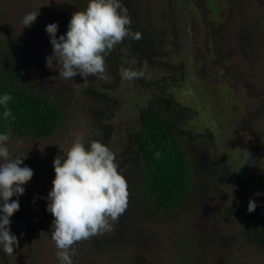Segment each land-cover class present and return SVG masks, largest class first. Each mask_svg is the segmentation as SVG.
I'll list each match as a JSON object with an SVG mask.
<instances>
[{"label":"trees","instance_id":"trees-1","mask_svg":"<svg viewBox=\"0 0 264 264\" xmlns=\"http://www.w3.org/2000/svg\"><path fill=\"white\" fill-rule=\"evenodd\" d=\"M47 1L51 0H0V94L8 93L12 97L7 105L11 111L10 117L4 118V109L0 108V131H8L10 138L30 140L35 145L45 146L56 142L57 146L60 141L56 138L78 125L80 127L76 132L84 131L86 147L95 140L108 145L115 152L118 170L128 186L127 207L112 222L111 231L76 242L72 246L75 251L71 257L72 264H88L91 256L97 262L106 260L104 264H264V222L259 219L262 201L256 199L258 206L249 213L248 199L242 195L241 201L234 202L231 199L236 196L230 194L229 190L226 192V167L221 170L217 168L206 176L199 172L196 160L189 152L194 139L183 130L187 118L193 119L192 111L188 113L178 105L168 109L151 96L145 106L136 110L135 118L117 126L127 132L125 143L114 140L112 127L105 124V121L117 118L124 110L125 105L120 103L113 91L122 79L120 71L126 67V59L130 63L132 61L128 66L131 68L140 69L147 65L145 76L133 81L142 89H150L156 81L147 79L148 69L152 66L163 67L160 57H172L180 48L176 36L170 41V49L165 46L168 37L163 34V28L156 25L155 1L122 0L131 16V28L133 32L141 34L140 39L125 38L117 44L105 57L102 74L65 79L59 75L61 64L53 60L58 64V69L47 79L38 78L39 65L45 62L44 53L49 50L48 54L51 55L50 44L36 60H27L33 68L23 77L22 66L12 61L14 52L7 40L14 35L13 40L18 39L17 42L25 40L38 44L44 37L38 24L45 23L41 18L45 8L51 13L64 14L67 9L65 22L62 21L63 29H66V21L71 15L84 11L89 2L52 0L55 5L46 6ZM226 1L231 11L222 6L218 12L221 5L215 0L199 6L200 16L210 22L209 12L222 13L226 9L236 21L232 32L223 35L221 43L216 45V61L225 64L235 61L234 67L239 62L243 64L237 74L245 75L248 82L259 88L255 90L260 94L264 90V40L260 35L264 7L261 14L251 1ZM168 3L170 8L174 3L177 6L175 0H168ZM27 12L39 14L34 24L24 28L21 21ZM171 27V34H174V24ZM128 82L121 80L120 85ZM69 93L77 97L75 103L69 99ZM263 97L264 94L259 98V104ZM259 104L257 110L261 108ZM194 114V119H198L197 113ZM79 115V123H74ZM255 122L256 131L259 123ZM260 123L264 127V122ZM259 143L262 144L261 141ZM211 158H214V148ZM21 162H27L33 168L28 179H35L44 170L51 172L52 180L55 178L53 164L45 167L33 158L24 157ZM127 170H132L133 175L128 176ZM38 190L41 191V187ZM203 194L218 206L217 215L207 222H212L214 226L215 233L211 235L195 232L201 227V223L197 222L198 217L209 213L204 202L198 205ZM28 195L24 197L25 205L32 200L36 204L34 209L23 212L26 215L20 217L23 227L19 233L23 230L22 235L26 236V240L22 243L16 241L10 250L0 249V264H30L27 256L45 259L40 264H59L58 249L55 242L48 238L54 217L46 211L48 202L39 199L40 196L45 197L46 192H34L30 198ZM194 206L195 213L190 214L189 210ZM226 217L234 221L233 228L227 229ZM8 224L11 226V220ZM41 229H47L46 233L41 235ZM224 241L229 243V247ZM25 242L27 246H23ZM221 242L226 246L224 253L215 250V245ZM92 246L98 251L91 249V253L88 248ZM254 246H257V251L251 252L250 248Z\"/></svg>","mask_w":264,"mask_h":264},{"label":"rangeland","instance_id":"rangeland-1","mask_svg":"<svg viewBox=\"0 0 264 264\" xmlns=\"http://www.w3.org/2000/svg\"><path fill=\"white\" fill-rule=\"evenodd\" d=\"M156 3V10L154 13V17L156 20V25L158 24L160 27L163 28V34H166L168 39L166 40V47L167 49H170L172 46L170 45V41L174 39V35L169 33L170 27L172 24L176 23V30L178 35H180L181 38V51L177 53V55L173 56L172 58L162 56L160 57V62L167 61L170 65H172L171 70L164 71L159 66H152L151 72H150V79L152 81H156L155 84H152L151 88L148 89H142L138 87V85L134 83H129L128 89L130 90L131 94H128L129 96L126 97L125 93L123 96H120V103L125 104L127 108H124V110L117 115V118H114V122L118 124L126 123L130 119H133L137 116L136 109L140 104H142L146 99L150 98L151 96H155L158 92L162 91L163 88H166V96L178 100V103L180 105H183L185 107H188L190 109H198L197 105H199L204 111H206L207 116L203 117L201 116V110L200 109V117L198 119H190L189 121H186V125H184V131L189 132L191 136L194 139V143L189 147L190 154L195 158L197 167L199 169V172L202 175L206 176V168L207 164L209 162V158L212 155V153L208 150L204 139L197 140L198 138L202 137L201 133L202 130L204 132L209 131L210 129H206L209 127V124L212 119L215 122H218L220 118L219 115L223 116L225 113H230V120L227 125V130L225 132L224 137H215L212 141V146L215 151V158L217 159H226L225 164L228 168L230 166L229 164V158H226V155L224 154V151L222 150L225 146V143L230 144V140L232 145H236V142L238 143L240 152L242 154L246 153V149L244 146H242L244 143H241L242 140H246V136L243 134L245 133L247 136H255L257 137L258 142L261 141V146L259 144H256V142L250 141V138H248L247 141V149H251V157H253L252 165L246 166V172L249 173L248 176L255 177L259 184L263 187L262 189L259 188L258 192L264 193V165L261 166V161L264 162V127L259 121H257L258 127L255 131L254 128L247 127L245 132L243 134H240L239 130L236 129V125H238V116L232 111V106H235V101L239 99L240 96L244 94V91L246 88H249L251 86L255 87V84H252L248 82V80L245 78V75L240 76L237 74L241 70V64L239 62V65L237 67H234L235 61L231 64H225L219 63L216 61V50L214 49L217 45L216 39L212 34H210V31L214 29L212 24L208 23L206 21V17L200 16V4L208 2L210 0H205L204 2L198 3L197 0H175L177 1V6H175V3L170 8L168 0H154ZM174 2V0H172ZM242 1H251L255 7L261 12L264 7V0H242ZM218 5H221L218 7L217 11L219 12L222 9V6L229 9V11L232 10L230 5L227 3L226 0H215ZM46 6L55 5V3L51 1L45 2ZM44 8V7H43ZM69 8V7H68ZM44 16H42L43 21H47L50 19H56L58 22L57 25V33L65 30L63 29L64 25L63 22H65V15L68 14V11L66 9V13H51L49 9L45 8ZM211 10V8L209 7ZM228 9L226 11L228 12ZM215 11V9L213 8ZM54 11H57L56 9ZM225 11V12H226ZM177 12V14H175ZM222 13H216V12H209L208 16L212 19V23L218 27H220L226 34L229 32H232L233 26L235 25L236 21L234 20L233 16H230V13L226 12ZM225 13V15H224ZM175 15H177L175 17ZM63 21V22H62ZM261 36L264 40V16L261 18ZM45 24V23H44ZM44 24H38L41 31L43 32L44 37L41 38L38 44L28 43L25 40H22L19 42L13 40V37H10L11 40H7L8 43L13 48L14 57L12 61L16 64H19L22 66V76H26L28 71H32L33 66H31L29 63H27L28 59L36 60L44 51H46L51 44L48 39L49 33L45 30ZM177 37V36H176ZM179 40V38L177 37ZM49 42V44H48ZM214 50L213 56L211 57L210 51L212 52ZM50 51H51V45H50ZM49 53V50H47L44 53ZM51 55L54 57L55 54L52 53ZM262 58H264V53H262ZM55 64H46L45 62L42 65H39V71H37L36 76L38 78L47 79L48 76H50L56 69H58V64L53 61ZM33 64V63H32ZM132 64L129 62V60L126 59L125 66H129ZM211 64L214 65V69H211L212 72L210 74V77L206 79V74L203 72L207 70L209 67L208 65ZM181 66L185 67V76L183 75L184 70H181ZM262 72H264V67L262 68ZM163 77H168L167 81L164 84H161L160 81H162ZM200 77L203 79L199 80ZM195 78V79H194ZM226 91L230 90L232 91V99L231 102L223 97L224 90ZM127 98L130 99L129 102H127ZM69 99L71 102L75 103L77 101V97H73L72 93H69ZM125 99V102L123 101ZM135 99V100H134ZM197 99V101L195 100ZM134 100V101H133ZM210 101V105L206 106V104L202 103V101ZM127 109V110H126ZM188 113H190L187 110ZM239 114V112H238ZM259 117V116H258ZM80 115L76 118L74 123H79ZM227 120V116H225L224 119H222V122H225ZM136 121V120H135ZM256 118H251V122H255ZM221 123V122H219ZM219 123H215L214 126L217 129H221L219 126ZM226 124V122H225ZM80 126L76 125L72 131H67L62 136H58L56 138L57 141H60L57 146H55V143L48 144L45 146L41 145H35L34 142L30 140H25L21 138H10L8 142V147L11 154L16 153H25L23 155L24 158H33L35 162L39 163L41 162L45 167L50 166L53 164V160L58 155H63V152H67L69 148L71 147L72 143L76 139L77 136H79L82 140L86 136L84 134L83 130H80L78 132L77 129ZM261 133V134H260ZM216 135V134H215ZM217 136V135H216ZM240 137L239 139L236 137ZM225 138V139H224ZM117 140V138L115 139ZM118 140L125 143L127 142V132L123 131L118 136ZM203 140V141H202ZM84 142V140H83ZM3 162V161H0ZM239 168V167H238ZM50 173L44 171H41L38 173L37 177L35 179H28L24 181L23 189L24 193L34 191L38 193L47 192L48 190H51L52 188V179L50 177ZM126 174L128 176L133 175L132 170H127ZM39 186V187H38ZM39 191L38 189H40ZM247 188H250V182H248ZM230 191V194H233V191L230 188L226 189L227 191ZM254 193V192H253ZM29 194V193H28ZM25 195V194H24ZM29 196V195H28ZM262 200H264V195L259 196ZM234 201L233 199H231ZM204 202V203H203ZM204 204V206H208L209 213L204 214L202 217H198L197 222L199 221L201 223V227L197 228L195 232H205L206 234H214V226L213 223H207L209 220L213 219L217 215V208L216 202H213L212 199L207 200V197L205 194H203L200 198V204ZM25 202H23V205H21V208H25ZM20 209V210H23ZM189 213H195V206L190 208ZM259 219L264 222V209L261 210ZM225 222L227 223V229L234 227V221L232 219H229V217L225 218ZM49 231V226H47ZM47 229H41V235L45 234ZM50 232V231H49ZM48 233V232H47ZM50 233H48V238ZM233 235H231V238ZM34 240V239H33ZM24 240H20L19 242L22 243ZM18 242V239H17ZM224 244L229 247V243L224 241ZM221 242L220 244L215 245V250L220 253H224L226 250V246ZM34 245V241L32 243V247ZM23 246H27V242L24 243ZM257 246L251 247L250 251L255 252L257 251ZM89 251L92 253L91 249H94L98 251V249L94 246L88 248ZM22 255V252L20 253ZM19 254V255H20ZM10 257V256H9ZM28 257V262L30 264H40L41 262H44L45 259L35 258L34 256ZM94 257H89L88 264H104L106 260L103 262H97L93 259ZM24 259V256L21 260Z\"/></svg>","mask_w":264,"mask_h":264},{"label":"clouds","instance_id":"clouds-1","mask_svg":"<svg viewBox=\"0 0 264 264\" xmlns=\"http://www.w3.org/2000/svg\"><path fill=\"white\" fill-rule=\"evenodd\" d=\"M38 14L25 13L21 21L24 28L34 24ZM131 23V16L122 0H89L84 11L74 12L66 21L65 30L56 32L58 22L54 18L45 22L44 28L49 33L51 51L55 54L53 57L46 53L45 63L54 64L53 60L58 61L62 67L59 75L65 79L77 75L86 78L102 74L105 70V57L117 44L125 38L140 39L141 34L133 32ZM214 26L216 30L220 29ZM174 27L173 35L179 38L177 42L181 48V38L177 33L176 23ZM171 31L172 27L169 33ZM210 34H213L212 31ZM220 34L227 35L224 31ZM213 53L214 50L210 51L209 55L212 57ZM146 67V64L140 69L122 67L121 78L124 81L142 78L145 76ZM11 99L8 93L0 94V108L4 109L2 113L4 118L11 116V111L7 107ZM248 101V99L244 100V102ZM263 102L264 99L260 103ZM231 108L238 117L243 111L233 106ZM225 122L228 125V121ZM248 127L250 128V125ZM9 140L10 133L0 131V161H3L0 162V249L3 250H10L17 241L16 233L10 230L8 224L9 214L18 207L17 196L11 194H18L23 190L22 182L33 171L30 164L21 162L25 153H10ZM259 145L261 146L260 143ZM156 155L159 156V153ZM212 161L210 157L206 174L218 168L217 165L211 166ZM262 165L264 162L261 161ZM118 167L116 154L108 145L94 140L86 147L79 136L66 153L63 152L62 156L58 155L54 158L55 178L45 199L48 202L46 211L54 217L50 234L58 249L59 264H72L71 257L75 255L72 246L98 233L111 231L112 222H115L125 211L128 186ZM256 195L260 196L264 193L257 192ZM261 201L260 206L263 209L264 200ZM257 206L256 201L250 199L247 211L252 213ZM22 234L23 230H21Z\"/></svg>","mask_w":264,"mask_h":264},{"label":"flooded vegetation","instance_id":"flooded-vegetation-1","mask_svg":"<svg viewBox=\"0 0 264 264\" xmlns=\"http://www.w3.org/2000/svg\"><path fill=\"white\" fill-rule=\"evenodd\" d=\"M227 13H226V15H227ZM206 21L208 23H210L209 20H206ZM210 24H212V23H210ZM212 26L214 27V29L212 30V33H213L212 35L216 39V42H217V45H218V43H221L222 35L220 33L223 32V30L221 28L216 30L215 26L213 24H212ZM180 51H181V48L178 50V52H180ZM163 63H164V66L162 67L160 65L159 67H161L164 71L171 70L172 65H170L167 61H164ZM208 67L209 68L207 70L203 71L206 74V79L210 77V74L212 72L211 69H214V65L212 66L211 64H209ZM124 68H129V67L126 66ZM180 69L184 70L183 75L185 76V67L181 66ZM150 72H151V68L148 69L149 75L147 76V79L150 78V75H151ZM167 79H168V77H163L162 81H160L161 84H164L167 81ZM201 79H203V78L200 77L199 80H201ZM120 81L118 82L117 88L113 91L114 95H117V99L118 100L120 99V96H123L126 93V90L128 89L126 86L120 85ZM255 88H257V90H259V88L257 86H255V87L251 86L249 88H246L245 91H244V94L242 96H240L238 100L235 101V104H234L235 106H233L235 109H243V111L240 112V116L238 117V125H236V129L239 130L240 134H243V132H245L246 128L248 127V125L251 122V118H256V121H259V118H260V122H264V109H263V107H264L263 103L264 102L262 104H259V98L262 97V95L264 94V90L262 89L261 93L259 94L255 90ZM223 92H224L223 97L227 98L231 102V99H232V96H233L231 89L228 90V91H226V89H225ZM166 94H167L166 88H163L162 91L158 92L154 96V101L160 102L162 104H165L168 109H170L172 106L178 105V106L181 107L182 110H185V111L188 110L189 112L192 111L193 119H194V116L196 115V114H194V112L197 113V117L198 118L200 117V113L199 112H200V109H202V108L199 105H197L198 109H195V110L194 109H190L188 107L180 105L178 103L177 99H174L173 97H171V98L167 97ZM245 99H248L249 101L248 102H244ZM263 99H264V97H263ZM147 100L148 99H146L142 104H140L138 106V108L145 106ZM195 100L197 101V99H195ZM202 103H204V104L207 103L206 106L210 105V101L209 100H207L206 102L202 101ZM258 104L261 106V108H259L257 110ZM245 107L248 108V109H245ZM201 112H202L201 116H203V117L207 116V114H206L207 112L206 111H204L202 109ZM229 113H230V111H229ZM229 113H226L223 116H221V115L218 116L220 118V120L218 122H215V123L217 124V123L221 122V123H219V126L221 127V129H217L214 126L215 123L213 121H215V120L213 119L214 115L212 114V119H211V122L209 124V127L206 128V129H210V130L207 131V132H204L202 130V133H201L202 138L201 139H204V141L203 140L202 141L205 142L208 150L211 153H212L213 146H212L210 140H211V138L214 139L215 137H218V136L219 137H224L225 132L227 130V125L224 122H222L221 120L224 119L225 116L228 115L227 121L229 123L230 115H231ZM113 119H114V117L111 118L108 121H105V124L110 125L112 127V129H113V138H114V140L117 138V141H118V136L121 134L120 132L124 131V130L123 129L122 130L119 129L117 126H120V124L115 123ZM187 120L189 121L190 117L187 118ZM255 123L256 122H252V124L250 125L251 128L256 127ZM125 124L126 123H124L123 125H125ZM128 127H129V125H128ZM133 127H134V122L130 124V128L132 129ZM243 135L246 136V140L247 141H248L247 137H249L250 141L252 140L253 142H256V144H259V142L257 140V137H255V136H247L245 133ZM236 137L238 139L240 138L238 136H236ZM198 140H199V138H198ZM247 141H245L243 139L242 142H241V143H244L242 146L245 147L246 151H247V146H248L247 145ZM113 145H114V143H113ZM222 150L224 151V154L226 155V158H229L230 166L228 168L226 167V164H225V162H226L225 160L226 159H217V158H212L213 161L211 163V166L213 167V166L217 165L218 168H220V170L223 169V167H226V169H227V172H226L227 180L224 183V186H225L226 189L230 188L233 191L232 195L236 196V198L233 199L234 202L241 201L242 200L241 199L242 195H243V197L245 199H248V200H250V199H254V200L258 199L259 196H257L256 193L258 192L259 188L262 189L263 187L259 184L258 180L255 177L248 176L249 173L246 172V166H248L246 153L242 154L240 152L238 143L236 142V145H232L231 140H230V144L225 143V146L223 147ZM214 156H215V151H214ZM248 182H250V188L249 189L247 188ZM22 183H24V181ZM49 192H50V190H48L46 192V196L45 197L40 196L39 199L41 200V202H42V200L47 201L45 198L47 197ZM27 193H29V198H30V196L31 197L33 196L34 191H30V192H27ZM16 196L18 198V207L14 208L12 210V212L9 214V220H11V226L10 225L9 226L11 227V230L16 233L17 239H18V242H19L21 239L22 240H26V236H23V235H21L19 233L20 232L19 229L23 227V224L20 222L21 221L20 217H24V215H26V214H23V212L34 209L36 202L32 200L30 203L25 205V208L23 210H20L19 207L21 205H23L24 197L26 198L27 194H26V192L24 193V189H23Z\"/></svg>","mask_w":264,"mask_h":264},{"label":"water","instance_id":"water-1","mask_svg":"<svg viewBox=\"0 0 264 264\" xmlns=\"http://www.w3.org/2000/svg\"><path fill=\"white\" fill-rule=\"evenodd\" d=\"M129 83H134V81H129L127 84H124L123 86H126V87L128 88ZM126 93H127V94H125L126 97L129 96L128 94H131V92H130L129 89L126 90ZM115 96L117 97V95H115ZM134 100H135V99H134ZM134 100H133V101H134ZM129 101H130V99L127 98V102H129ZM124 102H125V100H124ZM124 105H125V104H124ZM124 108H127L126 105L123 107V109H124ZM248 153L250 154V156H249ZM248 156H249V158H248ZM246 157H247V164H248V166H251L252 163H253V161H252L253 157H251V149H250V148H248L247 151H246Z\"/></svg>","mask_w":264,"mask_h":264}]
</instances>
